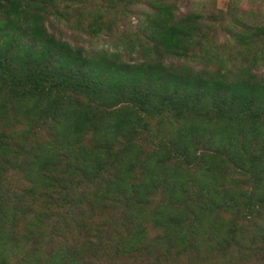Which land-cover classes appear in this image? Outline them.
Segmentation results:
<instances>
[{
    "label": "trees",
    "instance_id": "1",
    "mask_svg": "<svg viewBox=\"0 0 264 264\" xmlns=\"http://www.w3.org/2000/svg\"><path fill=\"white\" fill-rule=\"evenodd\" d=\"M183 1L0 0V264H264V10Z\"/></svg>",
    "mask_w": 264,
    "mask_h": 264
},
{
    "label": "rangeland",
    "instance_id": "2",
    "mask_svg": "<svg viewBox=\"0 0 264 264\" xmlns=\"http://www.w3.org/2000/svg\"><path fill=\"white\" fill-rule=\"evenodd\" d=\"M193 1H195L199 6L209 5L210 7L216 8L217 10H226L231 0H193ZM182 2L184 1L182 0ZM239 4L243 9H248V10L254 9L258 11L261 9L264 10V0H239ZM183 9L185 10L186 7H183ZM132 21H133V25L139 23V19L137 18H133ZM249 22L254 24L256 23L262 24L264 23V15L263 16L260 15L259 17H257V19H255L254 16H251ZM61 30L63 31V35L66 38L74 39V41H78L79 43H83V44L86 43L87 45H89V43L86 42L85 40L87 39V36H82L80 34L79 35L71 34V31L65 29L64 27H61ZM120 33L117 32L113 35L103 36V38H100L99 47L105 46V47H111L112 49L113 43L116 44L118 43L117 37L120 35Z\"/></svg>",
    "mask_w": 264,
    "mask_h": 264
}]
</instances>
